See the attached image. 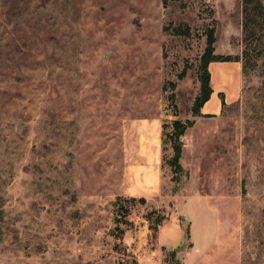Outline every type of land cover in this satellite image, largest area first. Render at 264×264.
Listing matches in <instances>:
<instances>
[{
  "label": "rangeland",
  "instance_id": "1",
  "mask_svg": "<svg viewBox=\"0 0 264 264\" xmlns=\"http://www.w3.org/2000/svg\"><path fill=\"white\" fill-rule=\"evenodd\" d=\"M211 30L241 0H0V264H264V26L194 116Z\"/></svg>",
  "mask_w": 264,
  "mask_h": 264
},
{
  "label": "trees",
  "instance_id": "2",
  "mask_svg": "<svg viewBox=\"0 0 264 264\" xmlns=\"http://www.w3.org/2000/svg\"><path fill=\"white\" fill-rule=\"evenodd\" d=\"M165 3L166 0H163ZM241 13H242V35L244 49L242 57H237L232 60L228 57L224 58L220 55H216L212 48L214 42L213 31L211 30L207 34V46L200 57V70H201V85L199 95L196 97L192 112L194 116H200L201 106L209 99L212 92L210 86V73L208 71V64L212 61H241L244 68L249 60V51L252 47V43L255 40L261 38L260 30L264 26V0H241ZM258 34V35H257ZM208 116V115H205ZM193 124V121L186 120L181 122L180 120H173L171 122L172 131L169 133L171 139H173V158L171 165L178 167V159L181 154V142L180 137L184 134L185 130Z\"/></svg>",
  "mask_w": 264,
  "mask_h": 264
},
{
  "label": "crops",
  "instance_id": "3",
  "mask_svg": "<svg viewBox=\"0 0 264 264\" xmlns=\"http://www.w3.org/2000/svg\"><path fill=\"white\" fill-rule=\"evenodd\" d=\"M241 68L240 61H212L208 64L212 92L209 99L201 106L200 116L216 113L220 109L217 97L219 92H235Z\"/></svg>",
  "mask_w": 264,
  "mask_h": 264
},
{
  "label": "bare ground",
  "instance_id": "4",
  "mask_svg": "<svg viewBox=\"0 0 264 264\" xmlns=\"http://www.w3.org/2000/svg\"><path fill=\"white\" fill-rule=\"evenodd\" d=\"M219 84V83H218Z\"/></svg>",
  "mask_w": 264,
  "mask_h": 264
}]
</instances>
